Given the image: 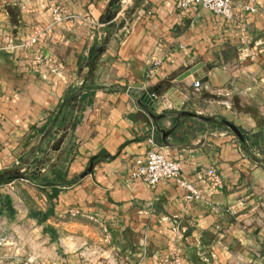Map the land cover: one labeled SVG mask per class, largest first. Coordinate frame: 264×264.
Returning a JSON list of instances; mask_svg holds the SVG:
<instances>
[{
    "label": "crops",
    "instance_id": "0c3cea01",
    "mask_svg": "<svg viewBox=\"0 0 264 264\" xmlns=\"http://www.w3.org/2000/svg\"><path fill=\"white\" fill-rule=\"evenodd\" d=\"M56 1L73 17L49 32L50 4L0 0V170H25L41 155L38 129L69 86L87 78L89 67L80 62L95 44L104 48L94 71L102 88L60 150L49 152L52 164L72 147L66 179L75 182L54 197L51 188L40 191L24 180L0 186L17 211L15 219L0 214V264L22 258L38 264H170L175 252L183 264H264V0H257L256 12L239 8L240 22L199 5L181 10L178 0H131L115 26L104 22L111 0ZM107 30L112 35L101 44ZM36 33L42 39L33 49H7ZM36 51L51 64L34 70ZM195 65H203L198 78L178 80ZM199 77L209 80L197 90ZM147 92L159 96L149 105L153 113L187 110L226 118L244 132L247 146L220 123L174 116L157 124L144 107ZM175 126L164 142L160 129ZM153 128L157 148L182 163L200 200L187 199L174 181L151 187L131 180L135 160L152 148ZM210 168L221 176L222 188L210 183ZM32 205L53 207L46 224L55 227L56 239L31 215ZM103 240L113 251L93 245ZM115 257L119 261L111 263Z\"/></svg>",
    "mask_w": 264,
    "mask_h": 264
},
{
    "label": "trees",
    "instance_id": "16d2710c",
    "mask_svg": "<svg viewBox=\"0 0 264 264\" xmlns=\"http://www.w3.org/2000/svg\"><path fill=\"white\" fill-rule=\"evenodd\" d=\"M122 0H111L109 7L107 8L104 16V22L115 26L114 18L121 10ZM133 9L127 11V15L131 13ZM112 35V32L107 30L104 36L101 38V44H104ZM100 45L95 44L91 47L88 57L81 58L80 65H86L89 67V74L81 85L72 84L69 86L63 100L59 103L57 108L51 112L46 124L38 129V133L41 135V139L37 144L36 148L41 152V155L34 158L30 167L22 169V167H16L12 169L0 170V186L8 184L15 180H24L29 182L31 185L36 186L40 191L46 188H51L53 197L57 196L61 188L67 185H71L74 181H69L67 177L66 163L69 160L72 147H68L67 152L64 154L65 157H60L59 162L55 161L50 164L49 152H58L60 150L59 143L65 137L67 133H72L78 123L81 121V114L87 105L93 102V98L100 88L95 82L94 71L96 69L98 58L100 56L99 49ZM63 132L60 137L57 135ZM245 139H247L244 132ZM63 153V152H62ZM50 164V165H49ZM49 165L48 172L42 173V168ZM0 214L7 215L9 219L16 218V209L13 205L12 197L8 194L0 195ZM53 207L47 211L39 209L34 205L31 215L39 220V222L46 224L47 220L53 216ZM44 231L49 233L52 238L58 237V232L54 226L46 224Z\"/></svg>",
    "mask_w": 264,
    "mask_h": 264
},
{
    "label": "built area",
    "instance_id": "2783aa9c",
    "mask_svg": "<svg viewBox=\"0 0 264 264\" xmlns=\"http://www.w3.org/2000/svg\"><path fill=\"white\" fill-rule=\"evenodd\" d=\"M50 4V8L53 12V20L48 27V31L52 32L53 28L73 17L72 14H69L67 9L62 3L57 2L56 0H41ZM131 0H122L121 2V11H124L128 8ZM178 8L181 10H186L192 5H199L202 8H206L214 12L215 14L220 15L226 21H239L241 20V14L238 11L239 8H242L245 12H256L257 11V0H248L245 3H234L233 0H178ZM246 30L245 27H243ZM42 39V35L39 33L31 34L23 38L19 43L10 45L7 49L11 50H30L33 49L34 46L39 43ZM51 64V61L47 54L42 51H36L32 61V68L34 70L40 69L41 65ZM158 64L155 61V65ZM58 70L54 69V71ZM154 67L149 71L152 73ZM202 83L196 80L193 83L195 89H199ZM129 91V89H128ZM145 98L147 103H154L159 99V96L156 92H147L145 93ZM0 98H1V90H0ZM154 130L150 133L148 140L152 146L147 153L138 157L135 160V166L131 172L130 178L131 180L140 179L151 187H155L160 183H169L171 181L179 184L186 191L187 199H201V193L198 191L195 184L188 179L184 178L182 175V163L179 160L170 158L167 156L163 149H158L156 146ZM208 179L211 184L216 187H223V181L221 176L217 172L215 168H210L208 170ZM74 214H77L79 211H73ZM109 235H107V240H109ZM4 241L0 239V245H2ZM17 261H20L17 259ZM22 264H38L33 259H25L22 261ZM172 264H183V258L180 253H176L173 258Z\"/></svg>",
    "mask_w": 264,
    "mask_h": 264
},
{
    "label": "water",
    "instance_id": "95a60500",
    "mask_svg": "<svg viewBox=\"0 0 264 264\" xmlns=\"http://www.w3.org/2000/svg\"><path fill=\"white\" fill-rule=\"evenodd\" d=\"M99 54L101 55L104 51L103 47H100L99 49ZM203 65H195L194 67H192L191 69H189L188 71H186L185 73H183L182 75L179 76L178 80L182 81L185 78H187L190 75H193L195 77L198 78L197 75V71L202 68ZM208 78L205 77L203 79H201L199 77L198 81H200L201 83H205L208 82ZM145 109L147 111H149L151 117L156 121V123L158 124L160 120L162 119H168V118H172L174 116L177 117H181V116H191L194 117L200 121L203 122H211V123H220L222 125H224L225 127H227L228 129H230L233 133H235V135L239 138V140L241 141L242 145H244L245 147L247 146L245 137L243 135V133L241 132V130L239 129V127L234 124L233 122H231L230 120L226 119V118H220V117H216V116H212V115H204L201 113H197L194 111H179V112H170V113H162V114H155L153 113V111L151 110V108L149 107V104H144ZM177 128V126L173 127L172 129H160L162 132V138L163 141L166 142L168 136Z\"/></svg>",
    "mask_w": 264,
    "mask_h": 264
},
{
    "label": "rangeland",
    "instance_id": "374dc122",
    "mask_svg": "<svg viewBox=\"0 0 264 264\" xmlns=\"http://www.w3.org/2000/svg\"><path fill=\"white\" fill-rule=\"evenodd\" d=\"M63 157H65V155H64ZM32 206L34 207V205H32ZM32 209H33V208H32ZM67 219H69V220H70V219H74V220H81V221H83V220L85 219V217H84V218H81V217H78V216L73 217V216H71V215H68V216H67ZM101 230H102V228H101ZM103 234H105V232H103ZM62 235H63V233H62ZM107 235H109V234L107 233L105 237H107ZM58 236H59V233H58ZM102 236H103V235H102ZM80 245H81V244H80ZM93 245H94L96 248H98V246H101L100 248L105 249L107 252H108V251H113V250L111 249V244H110V242H108V241H104V240H103L101 245H100V244H93ZM58 247L61 248L62 251L65 249L63 246L60 245V243H59ZM29 248L32 249V246L30 245ZM78 248H79V247H78ZM176 249H177V248H176ZM26 250L28 251V247H27ZM82 250H86V249H85V248H84V249H81V248L78 249L79 252L82 251ZM177 251H179V250L177 249ZM176 253H180V252H175V253H174V256L172 257L170 264H172L173 258L175 257ZM180 255L182 256L181 253H180ZM182 258H183V257H182ZM18 260H20V261L12 260L11 263H14V264H22V261L25 260V259L22 258V259H18ZM118 261H119V258H116V257H115L113 260H110L111 263H113V262H118ZM107 262H109V260H108Z\"/></svg>",
    "mask_w": 264,
    "mask_h": 264
}]
</instances>
